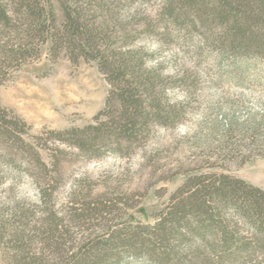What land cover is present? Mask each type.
I'll return each mask as SVG.
<instances>
[{"label": "rangeland", "instance_id": "374dc122", "mask_svg": "<svg viewBox=\"0 0 264 264\" xmlns=\"http://www.w3.org/2000/svg\"><path fill=\"white\" fill-rule=\"evenodd\" d=\"M86 1L93 10L90 21L108 28V43L142 50L146 67L161 76L163 97L173 110L162 122H149L133 141L113 137L93 155L56 141L50 132L92 122L105 108L109 86L95 62L72 60L66 50L52 53L49 43L36 40L38 56L11 64L0 76V107L30 128L18 135L35 144L47 168L34 166L33 149L0 135V264H15L17 256L22 264L58 261L38 237L18 240L31 236L32 226L24 227L40 217L43 176L51 181L47 208L62 212L76 191L96 204L116 203L110 217L131 225L153 224L170 196L200 174H225L264 190L262 63L248 60L243 81L228 76L216 62L214 40L221 27L212 24L207 41L191 19L172 24L164 16V0ZM53 2L59 24L62 12ZM251 123L259 126L250 132ZM70 229L73 236L80 231Z\"/></svg>", "mask_w": 264, "mask_h": 264}, {"label": "trees", "instance_id": "16d2710c", "mask_svg": "<svg viewBox=\"0 0 264 264\" xmlns=\"http://www.w3.org/2000/svg\"><path fill=\"white\" fill-rule=\"evenodd\" d=\"M53 1L62 12L59 24ZM89 7L86 0H0V76L11 64L38 56L36 40L49 43L52 53L66 50L72 60L95 62L109 86L105 108L82 128L50 132L56 141L93 155L113 137L133 141L149 122H162L173 108L163 97L161 76L155 67H146L142 50L108 43V28L90 21ZM163 11L174 25L187 19L200 25L207 41L217 23L216 62L233 79L244 80L248 60L264 66V0H164ZM9 113L0 107V135L34 150L35 144L18 135L30 128ZM258 126L251 123L247 129ZM34 151V166L46 172L47 164ZM42 179L40 217L24 227L32 226L31 236L22 234L18 240L29 243L38 237L42 249L58 259L54 264H264V190L242 179L200 174L170 196L153 224L135 225L110 217L116 203L96 204L76 191L62 212L47 208L51 181ZM70 227L80 231L73 236ZM21 258L15 264H22Z\"/></svg>", "mask_w": 264, "mask_h": 264}]
</instances>
